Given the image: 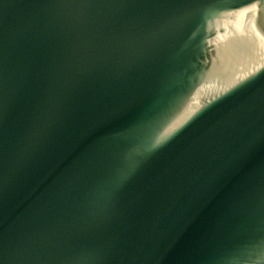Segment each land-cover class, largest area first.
Segmentation results:
<instances>
[{"label": "water", "instance_id": "water-1", "mask_svg": "<svg viewBox=\"0 0 264 264\" xmlns=\"http://www.w3.org/2000/svg\"><path fill=\"white\" fill-rule=\"evenodd\" d=\"M0 264H264V0H0Z\"/></svg>", "mask_w": 264, "mask_h": 264}]
</instances>
